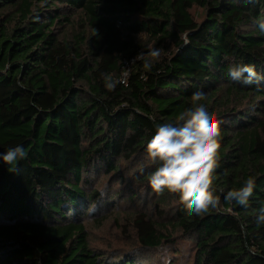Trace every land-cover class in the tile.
<instances>
[{"label": "trees", "instance_id": "16d2710c", "mask_svg": "<svg viewBox=\"0 0 264 264\" xmlns=\"http://www.w3.org/2000/svg\"><path fill=\"white\" fill-rule=\"evenodd\" d=\"M254 19L264 0H0V153L27 151L18 173L0 161V264H188L173 245L183 240L191 264H264V79L228 75L252 65L264 77ZM153 48L151 71L136 60L123 75ZM106 79L119 83L110 91ZM197 91L222 133L221 204L201 215L152 192L145 153L156 124L174 122ZM249 176V207L225 203ZM106 177L125 185L102 187ZM108 220L132 240L111 253L89 238Z\"/></svg>", "mask_w": 264, "mask_h": 264}, {"label": "clouds", "instance_id": "9594fccd", "mask_svg": "<svg viewBox=\"0 0 264 264\" xmlns=\"http://www.w3.org/2000/svg\"><path fill=\"white\" fill-rule=\"evenodd\" d=\"M261 32H264V19H254ZM161 52L153 48L137 53L133 62L143 60V67L151 71L153 61H158ZM228 75L231 80L251 85L259 84L261 77L252 65H233ZM119 81L106 79L105 87L114 90ZM207 95L202 91L192 94V106L180 112L174 122L157 123L155 132L145 147L146 159L154 170L147 176L148 185L157 196L167 192L179 198V202L190 214H205L217 209L221 196L215 188L216 170L219 167V149L222 133L221 121L210 106L205 103ZM27 158L24 147L16 146L0 153V161L9 165L10 172L18 173V161ZM143 171V169H141ZM256 187L255 178L249 176L242 187L233 188L223 194L225 203H236L249 207V199ZM257 225L264 224V207L257 210ZM164 264L169 257L165 256Z\"/></svg>", "mask_w": 264, "mask_h": 264}, {"label": "rangeland", "instance_id": "374dc122", "mask_svg": "<svg viewBox=\"0 0 264 264\" xmlns=\"http://www.w3.org/2000/svg\"><path fill=\"white\" fill-rule=\"evenodd\" d=\"M191 12L197 20H200L202 18L201 11L199 9L194 8L191 10ZM135 37L138 40L139 39L145 40V38L143 36L138 35V34ZM129 164L132 165L131 163H129ZM132 166H133L132 168H134V165H132ZM132 168L127 169V170L124 169L125 170L124 172L125 173L128 171L131 172ZM110 178L111 177H106L102 181L101 186L103 187L104 184L107 183V185H108L109 183H111V181H113V179H110ZM124 185H125V183L115 182L113 184L111 183L109 188L111 190L117 191V190L123 188ZM141 194H145V196H146V192L144 190H141ZM150 196L151 195L148 196V200H150L149 199ZM141 198H142L141 203L142 202L144 203V198L143 197H141ZM119 203L122 204L120 202V200H119ZM127 210H130V209H127ZM146 210L152 211V209H150V207H147ZM120 217L123 218L124 216L121 215ZM88 227H89V238H90V242H91L92 247L96 250H100L101 252L111 253L114 249H118L121 246H125L127 240L132 242L130 237L128 238L127 236H123L122 234H120L118 225L113 220H108L103 226H101L99 228H95L92 225H89ZM129 235L131 236L130 233H129ZM128 245H130V244H128ZM173 245L179 249V251H177L176 254H178V255L182 254L183 256H187L189 258L188 264H191V260H192L193 254H194V248H192L191 242L183 240V241H179L177 244H173ZM154 255L158 256L159 252L155 251ZM180 258H179V260H180Z\"/></svg>", "mask_w": 264, "mask_h": 264}, {"label": "built area", "instance_id": "2783aa9c", "mask_svg": "<svg viewBox=\"0 0 264 264\" xmlns=\"http://www.w3.org/2000/svg\"><path fill=\"white\" fill-rule=\"evenodd\" d=\"M133 59H134V57H132V58H130L129 60H126V61L124 62V67H125V69H126L125 73L123 74L124 76H126L127 72H128L129 69H130V66L135 62V61L133 62Z\"/></svg>", "mask_w": 264, "mask_h": 264}]
</instances>
